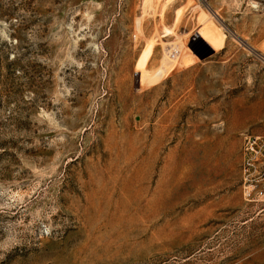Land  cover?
Returning a JSON list of instances; mask_svg holds the SVG:
<instances>
[{
    "label": "rangeland",
    "instance_id": "rangeland-1",
    "mask_svg": "<svg viewBox=\"0 0 264 264\" xmlns=\"http://www.w3.org/2000/svg\"><path fill=\"white\" fill-rule=\"evenodd\" d=\"M247 132L264 0H0V264H264Z\"/></svg>",
    "mask_w": 264,
    "mask_h": 264
},
{
    "label": "built area",
    "instance_id": "built-area-1",
    "mask_svg": "<svg viewBox=\"0 0 264 264\" xmlns=\"http://www.w3.org/2000/svg\"><path fill=\"white\" fill-rule=\"evenodd\" d=\"M241 154L240 173L244 198L264 199V135L245 133Z\"/></svg>",
    "mask_w": 264,
    "mask_h": 264
}]
</instances>
